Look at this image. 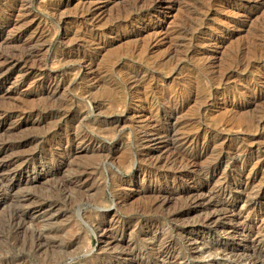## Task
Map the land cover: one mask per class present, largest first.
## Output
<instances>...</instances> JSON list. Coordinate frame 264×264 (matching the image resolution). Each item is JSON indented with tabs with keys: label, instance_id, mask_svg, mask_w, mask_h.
<instances>
[{
	"label": "rangeland",
	"instance_id": "rangeland-1",
	"mask_svg": "<svg viewBox=\"0 0 264 264\" xmlns=\"http://www.w3.org/2000/svg\"><path fill=\"white\" fill-rule=\"evenodd\" d=\"M0 72V264H264V0H0Z\"/></svg>",
	"mask_w": 264,
	"mask_h": 264
},
{
	"label": "bare ground",
	"instance_id": "bare-ground-1",
	"mask_svg": "<svg viewBox=\"0 0 264 264\" xmlns=\"http://www.w3.org/2000/svg\"><path fill=\"white\" fill-rule=\"evenodd\" d=\"M4 1H6V0H4ZM109 1V0H108ZM132 1V0H131ZM83 3V2H82ZM91 3H92V1H91ZM95 3V2H94ZM97 3V2H96ZM110 3V2H109ZM140 3V2H139ZM129 4H132V3H129ZM128 4V5H129ZM136 4V3H135ZM138 4V3H137ZM262 4V3H261ZM250 5V4H249ZM254 5V4H253ZM87 6H88V4H87ZM90 6V5H89ZM98 6V5H97ZM137 6H139V5H137ZM250 7V6H249ZM259 7V6H258ZM13 8V7H12ZM17 8V7H16ZM84 8V7H83ZM86 8V7H85ZM248 8V7H247ZM94 9V8H93ZM255 9V8H254ZM95 11V10H94ZM97 11V10H96ZM128 11V10H127ZM97 12H99V10L97 11ZM96 12V13H97ZM95 14V13H94ZM118 14V13H117ZM129 14V13H128ZM91 15V14H90ZM120 15V14H119ZM118 15V16H119ZM82 16V15H81ZM87 16V15H86ZM99 15H97V17H98ZM117 16V17H118ZM192 16V15H191ZM90 18V17H89ZM125 18V17H124ZM83 19V18H82ZM92 19V18H91ZM95 19V18H94ZM118 19V18H117ZM122 19V18H121ZM126 19V18H125ZM194 19H195V17H194ZM85 20V19H84ZM87 20V19H86ZM129 20V19H128ZM128 20H126V21H128ZM203 20V19H202ZM89 21H91V20H89ZM124 21V20H123ZM88 22V21H87ZM92 22V21H91ZM95 23V22H94ZM116 23V22H115ZM118 23V22H117ZM187 24V23H186ZM89 25V24H88ZM93 25V24H92ZM95 25V24H94ZM116 25V24H115ZM83 26V25H82ZM85 27V26H84ZM112 28V27H111ZM186 28H187V26H186ZM190 28V27H189ZM195 28V27H194ZM84 29V28H83ZM85 29H87V28H85ZM90 29H91V27H90ZM185 29V28H184ZM87 31V30H86ZM85 31V32H86ZM91 31H93V30H91ZM88 32V31H87ZM191 34V33H190ZM81 36V35H80ZM86 36V35H85ZM89 36V35H88ZM84 37V36H83ZM82 38V37H81ZM89 38V37H88ZM97 38V37H96ZM213 39V38H212ZM82 40V39H81ZM89 40V39H88ZM94 40H95V38H94ZM97 40V39H96ZM98 41H100V40H98ZM98 45V44H97ZM77 46V45H76ZM77 47H79V45L77 46ZM26 49H27V47H26ZM30 50V49H29ZM26 51V50H25ZM35 51V50H34ZM11 53V52H10ZM68 53H69V51H68ZM28 54H29V52H28ZM61 54V53H60ZM9 55V54H8ZM68 55V54H67ZM11 56H13V55H11ZM19 56H22V55H19ZM34 56V55H33ZM69 57V56H68ZM89 57V56H88ZM10 58V57H9ZM72 58V57H71ZM83 58V57H82ZM241 58V57H240ZM8 59V58H7ZM10 59H12V58H10ZM15 59H16V57H15ZM26 59V58H25ZM67 59V58H66ZM2 60V59H1ZM6 60V59H5ZM4 59H3V62L5 61ZM9 60V59H8ZM20 60V59H19ZM31 60V59H30ZM85 61V60H84ZM238 61H240V60H238ZM24 62H25V60H24ZM234 62H235V60H234ZM248 63V62H247ZM5 64V63H4ZM88 64V63H87ZM245 64H246V62H245ZM30 65V64H29ZM233 65V64H232ZM240 65V64H239ZM250 66V65H249ZM88 68V67H87ZM139 70V69H138ZM1 73V72H0ZM137 74V73H136ZM87 75V74H86ZM67 77V76H66ZM54 81V80H53ZM58 81V80H57ZM60 82V81H59ZM66 83V82H65ZM48 84V83H47ZM64 85V84H63ZM47 86H49V85H47ZM52 88V87H51ZM51 88H50V90H51ZM57 88H59V87H57ZM56 89V88H55ZM54 89V90H55ZM53 89H52V91H54ZM57 90V89H56ZM48 93V92H47ZM50 94V93H49ZM211 95V94H210ZM2 104V103H1ZM7 105V104H6ZM152 106V105H151ZM1 107H2V105H1ZM2 108H5V107H2ZM1 108V109H2ZM9 109H10V107H8ZM7 108V109H8ZM6 109V110H7ZM11 109H12V106H11ZM64 109V108H63ZM3 110V109H2ZM13 110V109H12ZM15 110V109H14ZM26 110V109H25ZM51 110V109H50ZM61 110V109H60ZM4 111V110H3ZM3 111H0V112H3ZM8 111V110H7ZM36 111V110H35ZM55 111H57V110H55ZM72 111V110H71ZM82 111V110H81ZM165 111V110H164ZM167 111V110H166ZM37 112V111H36ZM40 112V111H39ZM59 112V111H58ZM4 113H6V111L4 112ZM11 113V112H10ZM20 113V112H19ZM23 113V112H22ZM31 113V112H30ZM48 113V112H47ZM73 113V112H72ZM175 113H176V111H175ZM33 114V113H32ZM51 114H53V112L51 113ZM64 114V113H63ZM77 114V113H76ZM79 114H82V113H79ZM88 114H90V113H87V115ZM150 114V113H149ZM159 114V113H158ZM163 114V113H162ZM1 115H3V113L1 114ZM36 115V114H35ZM10 116V115H9ZM9 116H8V118H9ZM16 116V115H15ZM18 116V115H17ZM22 116H23V114H22ZM51 116V115H50ZM78 116V115H77ZM83 116V114L81 115V117ZM162 116V115H161ZM167 116V115H166ZM20 117V116H19ZM62 117V116H61ZM73 117V116H72ZM79 117V116H78ZM83 117H85V116H83ZM147 117V116H146ZM75 118H76V116H75ZM74 118V119H75ZM11 119V118H10ZM13 119V118H12ZM17 119V118H16ZM73 119V120H74ZM82 119H84V118H82ZM81 119V120H82ZM156 119H158V117L156 118ZM155 119V120H156ZM65 120H66V118H65ZM64 120V121H65ZM76 120V119H75ZM78 120V119H77ZM160 120V119H159ZM12 121V120H11ZM79 122H80V120H78ZM118 121V120H117ZM155 122V121H154ZM157 122V121H156ZM9 123V122H8ZM58 123V122H57ZM62 123V122H61ZM72 123V122H71ZM81 123V122H80ZM114 123H115V121H114ZM119 123V122H118ZM116 124V123H115ZM148 124V123H147ZM62 125V124H61ZM110 125H112V124H110ZM155 125V124H154ZM163 125V124H162ZM58 127V126H57ZM74 127H75V125H74ZM113 127V126H112ZM151 127V126H150ZM59 128V127H58ZM61 128V127H60ZM68 128V127H67ZM77 128V127H76ZM79 129V128H78ZM77 129V130H78ZM144 129V128H143ZM142 129V132L144 133V135H143V138H147V137H149V138H151L152 136H157V135H159V136H161L160 134H162L163 136H164V140H163V138H162V140H163V142H162V144L161 145H163V147H164V150H165V152H167V154H166V156L165 155H161L162 157H158V158H155L154 159V162H157V161H161L162 162V160H167V161H173L176 157H175V155H174V153H173V150L175 149L176 150V148H177V146H178V144H179V139H178V137H177V134H176V129L174 128V127H169V128H166V129H161V128H157V129H155L154 130V132H146V131H144ZM59 130V129H58ZM62 130H64V129H62ZM74 130V129H73ZM72 130V131H73ZM76 130V129H75ZM79 131V130H78ZM76 132V133H79V132ZM80 131H81V129H80ZM188 131V130H187ZM181 132V131H180ZM55 133V132H54ZM147 133H151L152 135H147ZM81 134V133H80ZM186 134H188L187 132H186ZM205 135H206V133H204ZM64 135V134H63ZM76 135V134H75ZM67 136V135H66ZM77 136V135H76ZM80 136V135H79ZM81 136H82V134H81ZM83 136H84V134H83ZM86 136V135H85ZM90 136V135H89ZM92 136V135H91ZM158 136V137H159ZM181 136H182V134H181ZM202 136V135H201ZM209 136V135H208ZM51 137V136H50ZM59 137V136H58ZM67 138V137H66ZM76 138V137H75ZM83 138H85V137H83ZM142 138V137H141ZM153 138V137H152ZM212 138V137H211ZM82 139V138H81ZM89 139V138H88ZM182 140H187V137H182L181 138ZM192 139V138H191ZM202 139H203V137H202ZM51 140V139H50ZM49 140V141H50ZM67 140V139H66ZM83 140V139H82ZM146 140V139H145ZM144 140V141H145ZM153 140H155L154 138H153ZM161 140V141H162ZM28 141V140H27ZM54 141V140H53ZM64 141V140H63ZM69 141V140H68ZM78 141H80V140H78ZM160 141V140H159ZM189 141V140H188ZM191 141V140H190ZM66 142V141H65ZM85 142V141H84ZM154 142V141H153ZM156 142V141H155ZM182 142V141H181ZM186 142V141H185ZM195 142V141H194ZM197 142V141H196ZM213 142V141H212ZM218 142V141H217ZM6 143V142H5ZM49 143V142H48ZM67 143V142H66ZM70 143V142H69ZM238 143V142H237ZM239 143H240V141H239ZM52 144V143H51ZM62 144V143H61ZM81 144V143H80ZM148 144H150V142L148 143ZM156 144V143H155ZM188 144H189V142H188ZM198 144V143H197ZM215 144V143H214ZM244 144V143H243ZM65 145V144H64ZM67 145V144H66ZM79 145V144H78ZM83 145V144H82ZM196 145V144H195ZM209 145V144H208ZM187 147H188V145H186ZM200 146H202V145H200ZM213 146H215V145H213ZM217 146V145H216ZM5 147V146H4ZM8 147V146H7ZM27 147V146H26ZM185 147V146H184ZM190 147V146H189ZM14 148V147H13ZM62 148V147H61ZM186 148V147H185ZM190 148H193V146L192 147H190ZM224 148V147H223ZM242 148H244V147H242ZM9 149V148H8ZM66 149V148H65ZM195 149V148H194ZM222 149V148H221ZM237 149V148H236ZM235 149V150H236ZM5 150V149H4ZM25 150H27V149H25ZM55 150H57V149H55ZM60 150V149H59ZM58 150V151H59ZM70 150V149H69ZM75 150V149H74ZM160 150H162V149H160ZM208 150H210V149H208ZM237 150H239V149H237ZM57 151V152H58ZM234 151V150H233ZM245 151V150H244ZM243 151V152H244ZM4 152V151H3ZM13 152H15V151H13ZM26 152V151H25ZM32 152V151H31ZM35 152V151H34ZM182 152V151H181ZM222 152V151H221ZM220 152V153H221ZM232 152V151H231ZM33 153V152H32ZM31 153V154H32ZM55 153V152H54ZM142 153H144V152H142ZM163 153V152H162ZM188 153V152H187ZM218 153V152H217ZM226 153H227V151H226ZM233 153V152H232ZM237 153V152H236ZM242 152H240V154H241ZM41 154H42V152H41ZM64 154V153H63ZM73 154V153H72ZM152 154V153H151ZM165 154V153H164ZM190 154V153H189ZM234 154V153H233ZM239 153H237V155H238ZM30 155V154H29ZM39 155V154H38ZM61 155V154H60ZM146 155V154H145ZM148 155V154H147ZM146 155V156H147ZM180 155V154H179ZM186 155V154H185ZM219 155V154H218ZM30 156H32V155H30ZM54 156V155H53ZM57 156V155H56ZM151 156V155H150ZM153 156V155H152ZM164 156V157H163ZM178 156V155H177ZM58 157V156H57ZM185 157V156H184ZM184 157H182L181 159H183ZM232 157V156H231ZM15 158H17V157H15ZM25 158H26V156H25ZM37 158V157H36ZM148 158H152V157H148ZM163 158V159H162ZM186 159H187V157H185ZM191 158V157H190ZM189 158V159H190ZM236 158H238V157H236ZM45 159V158H44ZM54 159V158H53ZM153 159V158H152ZM151 159V160H152ZM162 159V160H161ZM177 159V158H176ZM180 159V160H181ZM16 160V159H15ZM43 160V159H42ZM49 160V159H48ZM145 160V159H144ZM179 160V159H178ZM185 160V159H184ZM8 161V160H7ZM21 162H22V160H20ZM29 161V160H28ZM49 161H51V160H49ZM54 161V160H53ZM188 160H186V162H187ZM1 162V161H0ZM12 162V161H11ZM19 162V161H18ZM148 162V161H147ZM181 162V161H180ZM215 162V161H214ZM221 162V161H220ZM3 163V162H2ZM13 163V162H12ZM16 163V162H15ZM23 163V162H22ZM22 163L20 164V165H22ZM33 163V162H32ZM41 163V162H40ZM57 163V162H56ZM163 163V162H162ZM182 163V162H181ZM190 163V162H189ZM223 163V162H222ZM6 164V163H5ZM154 164V163H153ZM184 164H185V162H184ZM33 165V164H32ZM53 165V164H52ZM150 165V164H149ZM159 165V164H158ZM157 165V166H158ZM178 165V164H177ZM182 165V164H181ZM189 165V164H188ZM191 165V164H190ZM189 165V166H190ZM7 166V165H6ZM10 166V165H9ZM34 166V165H33ZM139 166V165H138ZM148 166V165H147ZM216 166V165H215ZM23 167V166H22ZM42 167V166H41ZM41 167H40V169H41ZM141 167V166H140ZM191 167V166H190ZM154 168V167H153ZM217 168V167H216ZM6 169V168H5ZM27 169V168H26ZM7 170V169H6ZM6 170H4L5 172L4 173H7V171ZM190 170V169H189ZM214 170V169H213ZM2 171H3V169H2ZM9 171H11L10 169H9ZM141 171H142V169H141ZM196 171V170H195ZM211 171V170H210ZM1 172V171H0ZM15 172V171H14ZM186 172V171H185ZM197 173V172H196ZM212 173V172H211ZM3 174V173H2ZM7 174H9V173H7ZM14 174V173H13ZM1 176V175H0ZM11 176V175H10ZM193 177V176H192ZM210 177V176H209ZM5 178V177H4ZM184 179V178H183ZM235 179V178H234ZM190 180V179H189ZM230 180V179H229ZM5 181V180H4ZM13 181V180H12ZM32 181V179H27L26 181H25V183L26 184H30V182ZM76 181H77V178H76ZM75 181V182H76ZM71 182V181H70ZM80 182V181H79ZM220 182V181H219ZM80 183H82V182H80ZM221 183V182H220ZM219 183V184H220ZM222 183H223V181H222ZM5 184V183H4ZM229 184H230V182H229ZM221 185V184H220ZM2 186V185H1ZM0 186V187H1ZM6 186V185H5ZM5 186H3V188L5 187ZM231 186V185H230ZM223 187V186H222ZM224 187H225V185H224ZM227 187V186H226ZM2 188V187H1ZM2 188V190H5V189H3ZM77 188V187H76ZM61 190V189H60ZM260 191V190H259ZM3 192V191H2ZM189 192V191H188ZM258 192V191H257ZM257 192H256V194H257ZM264 192V191H263ZM189 193H191V192H189ZM157 195V194H156ZM201 195V194H200ZM251 195V194H250ZM25 196V195H24ZM28 196V195H27ZM27 196H25V197H23V198H25V199H28V197ZM32 197V196H31ZM199 197V196H198ZM254 198H255V195L253 196ZM257 197V196H256ZM33 198V197H32ZM154 199V198H153ZM159 199V198H158ZM204 199V198H203ZM244 199V198H243ZM252 199V198H251ZM256 199V198H255ZM199 200H200V198H199ZM246 200V199H245ZM164 201V200H163ZM206 201V200H205ZM247 201V200H246ZM251 201V200H250ZM28 202H29V200H28ZM207 202V201H206ZM244 202V201H243ZM249 202V201H248ZM226 203V202H225ZM228 203V202H227ZM25 204V203H24ZM160 204V203H159ZM206 206V205H205ZM223 206V205H222ZM258 206V205H257ZM244 207V209H245V205L243 206ZM242 207V208H243ZM250 207V206H249ZM255 207V206H254ZM206 208V207H205ZM252 209V208H251ZM250 209V210H251ZM253 210V209H252ZM41 211V210H40ZM232 211V210H231ZM241 211V210H240ZM259 211V210H258ZM45 212V211H44ZM20 214V213H19ZM32 214V213H31ZM38 214H39V210H38ZM236 214V213H235ZM239 214H241V213H239ZM21 218V217H20ZM209 218V217H208ZM205 219V218H204ZM230 219H231V217H230ZM202 221V220H201ZM244 225V224H243ZM246 226V225H245ZM241 229H242V227H241ZM235 230V229H234ZM253 230V229H252ZM33 231V230H32ZM239 231V230H238ZM237 231V232H238ZM260 231V230H259ZM236 232V231H235ZM257 234H259V232H257V231H255ZM121 233V232H120ZM241 233V232H240ZM252 234V233H251ZM255 234V233H254ZM37 235V234H36ZM235 235V234H234ZM245 235V234H244ZM250 236V235H249ZM255 236H257V235H255ZM42 237V236H41ZM45 237V236H44ZM44 237H43V239H44ZM243 237V236H242ZM246 237V236H245ZM37 238V237H36ZM40 238V237H39ZM35 239V238H34ZM42 239V238H41ZM40 239V240H41ZM47 239V238H46ZM245 239V238H244ZM45 240V239H44ZM254 240V239H253ZM252 240V241H253ZM38 241V240H37ZM257 241V240H256ZM35 242H36V240H35ZM43 243H41V244H44V243H46V242H44V241H42ZM37 243V242H36ZM39 243H40V241H39ZM38 244V243H37ZM39 246H40V244H38ZM47 245V244H46ZM43 246V245H42ZM45 246V245H44ZM108 246V245H107ZM37 247V246H36ZM162 249V248H161ZM164 250V249H163ZM166 251V250H165ZM169 252V251H168ZM167 253V252H166ZM170 253V252H169ZM257 262V261H256Z\"/></svg>",
	"mask_w": 264,
	"mask_h": 264
}]
</instances>
